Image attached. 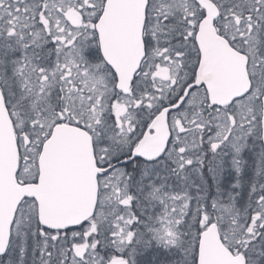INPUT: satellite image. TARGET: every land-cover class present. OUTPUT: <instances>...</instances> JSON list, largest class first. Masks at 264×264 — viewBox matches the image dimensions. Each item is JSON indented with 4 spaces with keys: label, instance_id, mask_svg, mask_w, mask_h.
I'll return each mask as SVG.
<instances>
[{
    "label": "snow or ice",
    "instance_id": "1",
    "mask_svg": "<svg viewBox=\"0 0 264 264\" xmlns=\"http://www.w3.org/2000/svg\"><path fill=\"white\" fill-rule=\"evenodd\" d=\"M0 264H264V0H0Z\"/></svg>",
    "mask_w": 264,
    "mask_h": 264
}]
</instances>
